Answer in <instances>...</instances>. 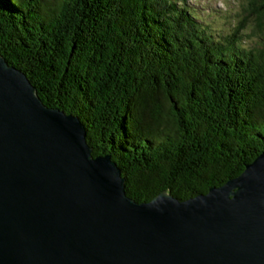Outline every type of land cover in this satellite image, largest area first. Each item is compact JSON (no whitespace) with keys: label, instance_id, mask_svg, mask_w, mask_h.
Returning <instances> with one entry per match:
<instances>
[{"label":"trees","instance_id":"16d2710c","mask_svg":"<svg viewBox=\"0 0 264 264\" xmlns=\"http://www.w3.org/2000/svg\"><path fill=\"white\" fill-rule=\"evenodd\" d=\"M245 1L261 32L264 0ZM185 2L0 0V55L136 202L204 194L264 152V36L246 47L247 18L220 34Z\"/></svg>","mask_w":264,"mask_h":264},{"label":"water","instance_id":"95a60500","mask_svg":"<svg viewBox=\"0 0 264 264\" xmlns=\"http://www.w3.org/2000/svg\"><path fill=\"white\" fill-rule=\"evenodd\" d=\"M85 134L0 55V264H264V152L204 194L136 202Z\"/></svg>","mask_w":264,"mask_h":264},{"label":"rangeland","instance_id":"374dc122","mask_svg":"<svg viewBox=\"0 0 264 264\" xmlns=\"http://www.w3.org/2000/svg\"><path fill=\"white\" fill-rule=\"evenodd\" d=\"M185 3L194 10L201 21L207 22L213 31L220 34H226L233 29L239 18H247L245 28L239 31L242 44L246 47L256 46L260 41L259 36H264V27L261 32H257L259 30H255L253 17H247L243 11L245 0H186Z\"/></svg>","mask_w":264,"mask_h":264}]
</instances>
